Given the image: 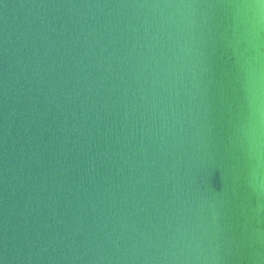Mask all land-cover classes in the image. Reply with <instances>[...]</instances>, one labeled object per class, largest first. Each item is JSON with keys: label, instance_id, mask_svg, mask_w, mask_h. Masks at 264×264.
<instances>
[{"label": "water", "instance_id": "95a60500", "mask_svg": "<svg viewBox=\"0 0 264 264\" xmlns=\"http://www.w3.org/2000/svg\"><path fill=\"white\" fill-rule=\"evenodd\" d=\"M0 264H264V0H0Z\"/></svg>", "mask_w": 264, "mask_h": 264}]
</instances>
